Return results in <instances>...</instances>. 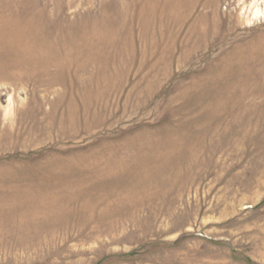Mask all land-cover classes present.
I'll use <instances>...</instances> for the list:
<instances>
[{
  "label": "rangeland",
  "instance_id": "rangeland-1",
  "mask_svg": "<svg viewBox=\"0 0 264 264\" xmlns=\"http://www.w3.org/2000/svg\"><path fill=\"white\" fill-rule=\"evenodd\" d=\"M0 264H264V0H0Z\"/></svg>",
  "mask_w": 264,
  "mask_h": 264
}]
</instances>
